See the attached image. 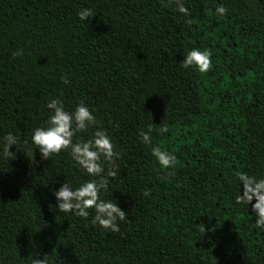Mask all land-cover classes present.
<instances>
[{"label": "trees", "instance_id": "16d2710c", "mask_svg": "<svg viewBox=\"0 0 264 264\" xmlns=\"http://www.w3.org/2000/svg\"><path fill=\"white\" fill-rule=\"evenodd\" d=\"M183 2L190 17L167 0H0V264H264V229L236 203V173L264 179V0ZM193 48L212 51L207 73L182 66ZM56 98L97 118L74 142L102 128L121 153L101 195L128 213L119 232L92 225L94 209L56 208L66 181L93 179L70 151L44 160L32 143ZM10 132L20 143L5 158ZM156 146L178 158L168 179Z\"/></svg>", "mask_w": 264, "mask_h": 264}, {"label": "clouds", "instance_id": "9594fccd", "mask_svg": "<svg viewBox=\"0 0 264 264\" xmlns=\"http://www.w3.org/2000/svg\"><path fill=\"white\" fill-rule=\"evenodd\" d=\"M173 4L176 6V11L185 17H190L189 9L185 7L183 0H167L166 6L171 7ZM216 13L221 16L225 15L227 8L221 4L216 8ZM77 16L81 21H86L94 16V12L91 8H83L77 13ZM185 22L191 24L193 21L187 19ZM21 55H23L22 49L13 52L14 57ZM212 55L210 49L193 48L184 56L182 66L185 68L194 66L199 72L207 73L212 68ZM61 80L66 85L71 83L67 74L63 75ZM47 108L52 110V114L46 121V126L35 128L31 137L41 158L48 160L62 151H70L76 164L88 176L93 177L76 188L66 181L59 190L54 192L57 199L56 208L61 213H72L83 219H88L89 209H94L92 225L98 224L111 232H119L118 221H126L128 213L123 211L117 202L104 200L101 195L108 191L111 180L119 173L116 160L121 157V153L116 150L107 130L102 128H96L92 138L74 142L73 138L77 133L86 132L98 123L92 110L83 101H80L72 112L65 109L63 101L59 98L50 100L47 103ZM153 130L151 125L146 132L141 130L139 135L143 143H151ZM155 130L163 134L168 131V128L164 126ZM19 143L20 138L17 135L8 133L3 137L2 155L5 158L15 157V153L10 151V148ZM151 152L162 169H172V171H166L163 178L168 179L174 176L175 167L178 164L176 155L163 150L160 146L153 147ZM236 176L243 185V193L237 195L236 203L251 204L252 211L256 215V227L264 229V179H257L256 176H250L246 172H238ZM149 194L150 190L147 189L143 193L145 196ZM253 200H255L254 204ZM199 230L205 233V225L202 224ZM31 264H49L48 255H44L43 259H40L39 256L32 258ZM60 264H63V260H60Z\"/></svg>", "mask_w": 264, "mask_h": 264}]
</instances>
